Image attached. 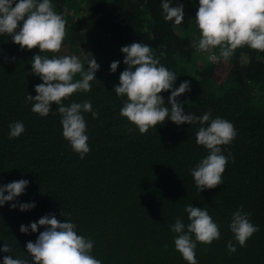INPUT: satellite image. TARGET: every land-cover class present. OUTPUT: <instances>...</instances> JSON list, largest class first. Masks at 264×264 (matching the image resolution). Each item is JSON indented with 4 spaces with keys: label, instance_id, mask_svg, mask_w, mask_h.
Returning a JSON list of instances; mask_svg holds the SVG:
<instances>
[{
    "label": "trees",
    "instance_id": "1",
    "mask_svg": "<svg viewBox=\"0 0 264 264\" xmlns=\"http://www.w3.org/2000/svg\"><path fill=\"white\" fill-rule=\"evenodd\" d=\"M181 3L184 20L175 25L164 20L162 0H51L66 21L56 54L39 53L38 47L21 50L0 34V185L29 181L24 194L0 206V247L12 248L0 251V264L6 255L31 259L26 244L44 228L23 234L20 226L48 213L61 222L70 219L78 235L92 239V255L102 264H187L175 249L171 225L177 218L189 223V204L207 209L221 232L211 245L197 244L199 264H264V52L244 46L228 61H209L195 46L201 38L195 20L199 0H172V6ZM134 42L148 44L154 57L177 73L173 88L190 82L191 90L178 97L185 114L209 112L234 125L236 138L222 146L232 155L217 188L198 192L190 173L208 155L196 143L199 123L177 126L166 120L141 134L121 116L123 99L113 90L127 68L120 49ZM88 53L100 65L97 80L90 82L91 91L64 101L67 106L90 100L99 114L83 113L91 150L80 159L63 137L59 113L41 117L26 97L35 96V85L42 83L32 74L34 55H76L87 69ZM213 53L219 55V48ZM114 61L120 64L112 73ZM79 79L77 74L74 81ZM161 95L170 107L171 91ZM17 121L25 132L9 139V125ZM17 202L36 206L12 209ZM241 207L259 231L230 253L229 241L236 242L229 224Z\"/></svg>",
    "mask_w": 264,
    "mask_h": 264
},
{
    "label": "clouds",
    "instance_id": "2",
    "mask_svg": "<svg viewBox=\"0 0 264 264\" xmlns=\"http://www.w3.org/2000/svg\"><path fill=\"white\" fill-rule=\"evenodd\" d=\"M164 20L180 25L185 16L184 4L172 6V0H162ZM196 24L201 38L198 52L208 53L207 59L212 62L228 61L238 48L248 46L258 52H264V0H199L196 12ZM0 34H7L21 50L39 48V53H59L66 37V21L57 14L51 0H0ZM219 48V55L213 49ZM123 63L127 68L120 73L119 84L114 86L116 95L123 99L120 109L122 117L134 124L141 134L150 129L156 130L166 120L177 126L197 124L201 126L196 132V143L203 146L208 155L194 168L190 169L198 192L215 189L223 184L222 174L231 157L224 154L222 146L231 144L237 132L234 125L223 118H211L209 112L202 116L195 113L185 114L183 104L178 97L191 90L190 82L184 81L179 87L173 88L177 73L169 70L154 57V51L148 44L134 42L123 46ZM92 56L91 53H88ZM32 74L38 76L42 83L35 85V96L27 95L31 103V111L41 117L59 113L63 137L80 159L90 152L88 144L87 121L83 113H91L98 118L90 100L71 102L65 105L76 92L91 91V83L96 79L100 65L92 56L88 60L87 69L76 55L36 54L32 57ZM120 61L110 65V71H117ZM79 74L81 79L75 80ZM171 91L165 99L162 92ZM126 97V99H124ZM56 110H52V105ZM9 139L18 138L25 132L24 124L17 121L9 125ZM29 181L20 179L0 185V206L16 200L24 194ZM5 193H7L5 195ZM35 203H11L10 207L20 211H28ZM189 223L180 218L171 225L176 233L175 249L182 255L187 264H199L196 258L197 244L211 245L221 238L220 226L209 215L207 209L192 204L186 206ZM62 215V214H61ZM70 216V214H68ZM251 213L241 207L232 214L229 224L236 243L229 241L227 247L234 253L236 244L241 248L259 227L250 220ZM39 232L35 242L28 241L26 252L30 260L24 257H3V264H102L92 255L94 241L78 235L76 225L70 219L61 222L53 213L42 216L37 222L21 225L20 232ZM0 251L11 253L12 248L3 244Z\"/></svg>",
    "mask_w": 264,
    "mask_h": 264
}]
</instances>
